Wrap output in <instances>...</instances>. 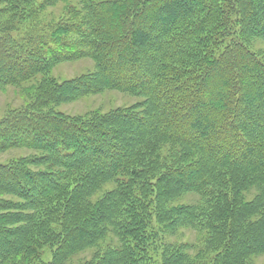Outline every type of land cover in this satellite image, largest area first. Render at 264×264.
<instances>
[{"label":"trees","instance_id":"16d2710c","mask_svg":"<svg viewBox=\"0 0 264 264\" xmlns=\"http://www.w3.org/2000/svg\"><path fill=\"white\" fill-rule=\"evenodd\" d=\"M258 40L264 0H0V89L29 96L0 117V157L31 151L0 160V264H260ZM105 91L141 101L59 108Z\"/></svg>","mask_w":264,"mask_h":264},{"label":"rangeland","instance_id":"374dc122","mask_svg":"<svg viewBox=\"0 0 264 264\" xmlns=\"http://www.w3.org/2000/svg\"><path fill=\"white\" fill-rule=\"evenodd\" d=\"M63 10L64 4L59 5L56 8L48 9L44 15L48 20L52 19L51 17L58 19L59 17L63 16ZM255 47L257 50L264 52L263 41H256ZM95 71V62L87 57L76 61H64L57 64L54 69H52V73L50 72L51 75L49 76L48 74L46 78L61 83L78 78L82 75L91 74ZM28 101L29 96H26V94L23 93V90H20L19 88L8 87L5 89H0V117L5 115L8 110L11 111L21 108V106L25 105ZM139 101H141L139 97L115 91H105L99 94L86 95L73 103L62 104L59 108L67 115L85 117L93 113L99 115L101 113L106 114L119 107L132 106ZM30 153L31 151L13 150L10 153L2 155L0 160L4 161L11 157L28 155ZM190 180L192 181L193 179ZM179 237L180 240L184 239L186 238V234L181 232ZM179 237L174 238L173 241H178ZM51 255L52 254L48 253L43 258L44 262H50L52 260ZM89 256L90 253L87 252L81 254L78 258H88ZM258 262L263 264L264 256L260 258Z\"/></svg>","mask_w":264,"mask_h":264}]
</instances>
